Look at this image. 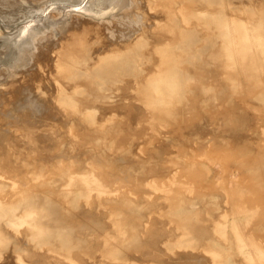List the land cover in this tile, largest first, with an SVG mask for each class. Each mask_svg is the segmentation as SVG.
I'll return each instance as SVG.
<instances>
[{
	"label": "rangeland",
	"instance_id": "obj_1",
	"mask_svg": "<svg viewBox=\"0 0 264 264\" xmlns=\"http://www.w3.org/2000/svg\"><path fill=\"white\" fill-rule=\"evenodd\" d=\"M125 1L0 0V264H264V0Z\"/></svg>",
	"mask_w": 264,
	"mask_h": 264
},
{
	"label": "bare ground",
	"instance_id": "obj_2",
	"mask_svg": "<svg viewBox=\"0 0 264 264\" xmlns=\"http://www.w3.org/2000/svg\"><path fill=\"white\" fill-rule=\"evenodd\" d=\"M125 1V0H124ZM137 1V0H136ZM126 2V1H125ZM131 2V1H130ZM145 2V1H144ZM195 2V1H194ZM123 3V2H122ZM133 3V2H132ZM139 3H141V2H139ZM126 4V3H125ZM134 5H135V2H134ZM143 5V4H142ZM154 5V4H153ZM123 6V5H122ZM130 6H131V4H130ZM137 6V5H136ZM115 7V6H114ZM134 6H133V4H132V8H133ZM138 7V6H137ZM130 8V7H129ZM131 8V9H132ZM135 8V7H134ZM140 8V10H141V7H139ZM142 8H143V6H142ZM152 8H154V7H152ZM125 9V8H124ZM138 9V8H137ZM143 9H145V8H143ZM128 9H126V11H127ZM231 10V9H230ZM136 11V10H135ZM143 11V10H142ZM129 12V11H128ZM134 12V11H133ZM200 12V11H199ZM203 12V11H202ZM228 12V11H227ZM107 13H109V12H107ZM230 13H231V11H230ZM121 14V13H120ZM156 14V13H155ZM198 14V13H197ZM147 15H149V14H147ZM206 15V14H205ZM201 16V15H200ZM218 16V15H217ZM114 17V16H113ZM123 17V16H122ZM136 17V16H135ZM138 17H139V14H138ZM144 17H145V15H144ZM204 17V16H203ZM205 17H207V16H205ZM220 17V16H219ZM218 17V18H219ZM124 18V17H123ZM142 18V17H141ZM148 18V17H147ZM146 18V19H147ZM113 19V18H112ZM116 20V19H115ZM136 21H138V20H136ZM134 22V21H133ZM139 23H141V21H138ZM137 22V23H138ZM145 22V21H144ZM148 22V21H147ZM78 23V22H77ZM110 23H112V22H110ZM148 24V23H147ZM153 23L151 22V25H152ZM172 24V23H171ZM178 24H180L179 23V20H178ZM177 24V25H178ZM224 24H225V22H224ZM258 24V23H257ZM80 25V24H79ZM78 25V26H79ZM149 25H150V22H149ZM177 25H176V28H177ZM248 25V24H247ZM74 26V25H73ZM226 26V25H225ZM229 26V25H228ZM234 26V25H233ZM258 26V25H257ZM137 27V26H136ZM149 27V26H148ZM253 27V26H252ZM139 28V27H138ZM224 28V27H223ZM257 28V27H256ZM258 28H259V26H258ZM257 28V29H258ZM262 28V27H261ZM260 28V29H261ZM85 29V28H84ZM88 29V28H87ZM226 29H227V27H226ZM225 29V30H226ZM247 29V28H246ZM224 30V31H225ZM259 30V29H258ZM258 30H257V32H258ZM147 31V30H146ZM253 31H256V30H253ZM261 31V30H260ZM133 32H136V31H133ZM166 32V31H165ZM225 32H227V30L225 31ZM262 32L264 33V31L262 30ZM250 32H249V30H248V34H249ZM258 33H260V32H258ZM125 35H127V33H124ZM128 34H130V33H128ZM204 34V33H203ZM222 34H224V33H222ZM226 34V33H225ZM246 34V33H245ZM255 34V33H254ZM253 33H252V35H254ZM125 35H123L124 36V38L126 37ZM262 35H264V34H262ZM250 36H251V34H250ZM225 37H226V35H225ZM245 37V36H244ZM253 37V36H252ZM114 38V37H113ZM112 38V39H113ZM120 38H122V37H119V39ZM223 38V37H222ZM227 38V37H226ZM249 38V37H248ZM255 38H257V36L255 37ZM262 38H264V37H262ZM77 39H80V38H77ZM77 39H74V40H72L71 42H69L68 43V48H66V50L65 51H60L57 55H58V57L60 58V60L58 61V69H61V71H62V68H64V65L66 66V64H67V66H73V64H74V62L76 63V62H78L79 63V61H78V59L77 58H79V57H82V56H78V55H76L77 53H79V51H81V50H83V51H85V50H87V51H92V50H95V49H92V48H90V45L87 43H85V44H82L81 43V40H77ZM125 40H126V38H125ZM158 40V39H157ZM247 40V39H246ZM256 40H258V39H256ZM109 41H110V39H109ZM222 41H223V39H222ZM249 41V40H248ZM253 41H254V39H253ZM83 42V41H82ZM99 42V41H98ZM106 42V41H105ZM249 42H251V41H249ZM248 42V43H249ZM101 43H104V42H101ZM224 43V42H223ZM229 43V42H228ZM227 43V44H228ZM231 43V42H230ZM243 43V42H242ZM246 43V42H245ZM247 43V44H248ZM244 44V43H243ZM143 46V45H142ZM227 46V45H226ZM255 46H256V44H255ZM104 47V46H103ZM250 47H251V45H250ZM257 47V46H256ZM99 48V47H98ZM247 48H249V47H247ZM26 49V48H25ZM100 49V48H99ZM97 50V52H101V50ZM141 49L143 50V48L141 47ZM225 49V48H224ZM22 50V49H21ZM226 50H228V46H227V49ZM251 50V49H250ZM255 50H257V49H255ZM50 51V50H49ZM87 51H86V53H87ZM108 51V50H107ZM129 51H131V50H129ZM253 51V50H252ZM32 52V51H31ZM41 52V51H40ZM45 52V51H44ZM103 52V51H102ZM101 52V53H102ZM106 52V51H105ZM47 53V55H48V51L46 52ZM46 53H44V54H46ZM72 53H73V55H72ZM82 53V52H81ZM89 53H91V52H89ZM88 53V54H89ZM142 53V52H141ZM223 53H225V52H223ZM43 54V55H44ZM92 54V53H91ZM133 54V53H132ZM131 54V55H132ZM225 54H227V53H225ZM229 54H230V52H229ZM231 54H233V53H231ZM258 54V53H257ZM101 55V54H100ZM126 55H128V54H126ZM255 55V54H254ZM46 56V55H45ZM85 56V55H84ZM84 56H83V58H84ZM159 56V55H158ZM257 56H259V55H257ZM95 57V56H94ZM226 57H227V55H226ZM232 56H230V58H231ZM83 58H81L82 60H83ZM91 57H89V59H90ZM65 60V62H64V64H63V60ZM88 59V60H89ZM111 59H113L114 60V56H112L110 59H109V56H105V58L104 57H100L99 58V63L96 65V69H97V71H98V73H101V71L102 70H108L107 69V66L109 67V66H112V63L110 62V61H112ZM259 59V58H258ZM23 60V59H22ZM80 60V59H79ZM81 60V61H82ZM85 60V59H84ZM92 60H93V58H92ZM127 60H129L128 58H127ZM41 61V60H40ZM80 61V62H81ZM97 61V60H96ZM122 61V60H121ZM123 61H125V60H123ZM133 61H134V59H133ZM188 61V60H187ZM232 61V60H231ZM259 62L260 61H262V60H258ZM42 62V61H41ZM189 62V61H188ZM89 63H90V61H89ZM93 63H95V61L93 62ZM124 63V62H123ZM123 63H122V65H123ZM130 63V62H129ZM63 64V65H62ZM77 64V63H76ZM81 64V63H80ZM91 64V63H90ZM125 64V63H124ZM203 64V63H202ZM262 64V63H261ZM127 65V64H126ZM131 65H132V63H131ZM263 65V64H262ZM77 66V65H76ZM81 66V65H80ZM133 66V65H132ZM198 66V65H197ZM258 66V65H257ZM264 66V65H263ZM82 67V66H81ZM89 67H90V65H89ZM124 67H126L125 65H124ZM72 68H74V66L73 67H71V70H72ZM76 68V67H75ZM78 68V67H77ZM86 68H87V66H86ZM128 68V67H127ZM261 68H263V67H261ZM89 69V68H88ZM122 69H123V66H122ZM65 70V69H64ZM69 70V69H68ZM70 70V71H71ZM125 71V70H124ZM141 71V70H140ZM207 71V70H206ZM142 72V71H141ZM68 73V72H67ZM126 73L127 72H125V75H126ZM261 73H263V72H261ZM70 73H68V75H69ZM124 74V73H123ZM142 74V73H141ZM72 73L70 74V76L72 77ZM75 75H76V73H75ZM127 75H129V74H127ZM133 75V74H132ZM138 75V74H137ZM67 76V75H66ZM120 76V75H119ZM141 76H143V75H141ZM140 76V77H141ZM118 77V76H117ZM124 77V76H123ZM126 77V76H125ZM129 77H131V76H128V78ZM134 77H136V76H133V78ZM139 77V78H140ZM148 77V76H147ZM138 78V77H137ZM100 79V78H99ZM123 79H125V78H123ZM132 79V78H131ZM67 80V79H66ZM102 80V79H101ZM68 81V80H67ZM67 81H64V83H66ZM149 81V80H148ZM155 81V80H154ZM70 82V81H69ZM73 82V81H72ZM105 82V81H104ZM117 82V81H116ZM131 82V81H130ZM129 82V83H130ZM156 82H158V81H156ZM154 83L153 85L154 86H156V88L159 86V83ZM114 83V82H113ZM150 83V82H149ZM148 83V84H149ZM67 84V83H66ZM69 84H71V83H69ZM87 84V83H86ZM108 84V83H107ZM106 84V85H107ZM120 84V83H119ZM170 84H172V83H170ZM65 85V84H64ZM130 85H133L134 86V84H130ZM150 85V84H149ZM67 86V85H66ZM109 86H110V84H109ZM153 86V87H154ZM68 88V87H67ZM69 88H70V86H69ZM114 88V87H113ZM132 88H134V87H132ZM156 88H153V89H155L156 90ZM171 89V88H170ZM116 90V89H115ZM120 90V89H119ZM173 90V89H172ZM90 91H91V88H90ZM99 91V90H98ZM158 92H159V90H157ZM162 91V90H161ZM170 91V90H169ZM79 92V89H77V93ZM108 92V91H107ZM118 92V91H117ZM116 92V93H117ZM174 92V91H173ZM201 92V91H200ZM160 93V92H159ZM162 93V92H161ZM160 93V94H161ZM158 94V93H157ZM170 94H171V92H170ZM72 96L74 95V94H71ZM58 96V95H57ZM112 96V95H111ZM115 96V95H114ZM118 96V95H117ZM121 96V95H120ZM159 96V95H158ZM61 97H63V94H61ZM65 97V96H64ZM99 97H100V94H99ZM99 97H97V96H95V98L97 99H99ZM165 97H167V96H165ZM113 98H116V97H113ZM118 98V97H117ZM121 98V97H120ZM68 98L66 97V99L65 100H67ZM92 99H93V97H92ZM92 99H90V101L92 100ZM157 99H159V98H157ZM161 99V98H160ZM93 100H95V99H93ZM112 100V99H111ZM77 103V102H76ZM115 104V103H114ZM88 105V104H87ZM147 105V104H146ZM86 106V105H85ZM88 107V106H87ZM98 108H100V106H97ZM96 108V107H95ZM98 108H97V110H98ZM116 108V107H115ZM121 108V107H120ZM91 109H92V106H91ZM86 110H87V108H86ZM93 111H94V109H93ZM95 112V111H94ZM183 118V117H182ZM178 119V118H177ZM5 188V187H4ZM2 189H0V191H1ZM6 192V191H5ZM2 206V205H1ZM31 210V209H30ZM4 211V210H3ZM25 212V211H24ZM30 212V211H29ZM12 213V212H11ZM26 213V212H25ZM29 214V213H28ZM1 217V216H0ZM16 217V216H15ZM29 217V216H28ZM27 216H26V219L28 218ZM2 219V218H1ZM20 219H24V217L23 218H21L20 217ZM19 219V220H20ZM17 220V219H16ZM18 220V221H19ZM7 221V220H6ZM21 222H23V221H21ZM24 222H25V220H24ZM4 223V222H3ZM27 223V222H26ZM113 223V222H112ZM24 224V223H23ZM22 224V225H23ZM17 225V224H16ZM18 225H19V223H18ZM30 226V225H29ZM118 226V225H117ZM121 226V225H120ZM124 225L122 224V227H123ZM15 227V226H14ZM32 227H34V226H32ZM37 227V226H36ZM30 229V228H29ZM34 229H35V227H34ZM43 229V228H42ZM120 229V228H119ZM122 229V228H121ZM118 230V229H117ZM34 231H36V230H34ZM38 232V231H37ZM41 232V231H40ZM124 232V231H123ZM125 233V232H124ZM126 235V234H125ZM30 238V237H29ZM122 241H124V240H122ZM104 241H102V243H103ZM36 245H38V244H36ZM45 246V245H44ZM43 246V247H44ZM23 250V249H22ZM43 251V250H42ZM38 252V251H37ZM40 252H41V250H40ZM4 254V253H3ZM16 254V253H15ZM5 255V254H4ZM19 255V254H18ZM9 257V256H8ZM100 259H102V258H100ZM17 260V259H16ZM17 261H20V259L18 258V260ZM22 262V261H21ZM21 264H24V263H21ZM74 264V263H73ZM98 264H99V262H98Z\"/></svg>",
	"mask_w": 264,
	"mask_h": 264
}]
</instances>
